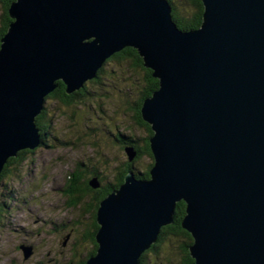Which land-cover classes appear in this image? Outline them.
I'll list each match as a JSON object with an SVG mask.
<instances>
[{"label":"water","instance_id":"95a60500","mask_svg":"<svg viewBox=\"0 0 264 264\" xmlns=\"http://www.w3.org/2000/svg\"><path fill=\"white\" fill-rule=\"evenodd\" d=\"M201 1V27L190 31L167 0H17L9 9L0 174L41 146L36 118L58 82L72 95L126 48L159 81L141 108L153 133L150 178L130 173L100 203L86 264H140L181 202L194 264H264V0Z\"/></svg>","mask_w":264,"mask_h":264},{"label":"rangeland","instance_id":"374dc122","mask_svg":"<svg viewBox=\"0 0 264 264\" xmlns=\"http://www.w3.org/2000/svg\"><path fill=\"white\" fill-rule=\"evenodd\" d=\"M174 5L180 7L181 3ZM3 16L1 2L0 23ZM103 74V81L98 84L87 81L90 82L87 93L68 106L49 102L55 130L51 135L56 140L49 138L47 146L16 164L14 177L0 183V205L4 206L0 220V264H76L87 255V245L79 236L90 224L88 210L92 196L85 197L78 209H71L65 196L76 163L85 159L92 170L99 168L106 184L113 180L116 167L126 160L123 151L106 134V126L112 124L117 134L126 135V128L136 124V135H147L137 124L134 111L122 101L124 97L132 99L127 97L129 93L125 94L129 90L127 82L142 86V70L135 69L132 60L125 58L109 62ZM144 163L143 166H148L152 161L144 159ZM77 220L80 224L70 234L72 222ZM57 222L64 228L55 225ZM20 246L33 247L29 258H25ZM167 257V249H160L156 255L149 254L144 264H169ZM179 259L173 261L178 264Z\"/></svg>","mask_w":264,"mask_h":264},{"label":"trees","instance_id":"16d2710c","mask_svg":"<svg viewBox=\"0 0 264 264\" xmlns=\"http://www.w3.org/2000/svg\"><path fill=\"white\" fill-rule=\"evenodd\" d=\"M17 0H0L2 5H4V16L2 17V22L0 23V46L1 39L7 34L10 23L12 22L9 16V9L12 3ZM172 6V17L174 22L177 24L179 29L183 31L197 30L201 27L202 24V15L204 13V7L201 0H167ZM174 2H180V7L174 5ZM125 58L131 59L133 63V67L135 69L142 70L143 75V84L140 86L138 83H129V90L126 89L127 97H132V99H125L123 105L128 107L130 111H134L135 120L139 127L146 131L145 137H139L136 135L137 130L135 126L126 128V135L116 133L113 128H111L112 124H108L106 128V134L112 137V143L117 145L121 151L125 154V162L121 163L118 167H116L115 172L113 174V180L105 182V175L99 172V168L92 170L91 163L85 159H82L76 163L75 171L73 173V181L70 189L65 190V196L68 199L69 207L71 209H78L80 204L83 203V200L88 195L92 196V204L88 210V214L90 216V224L85 226L86 231L83 232V235L79 236L80 240L83 241L85 245H87V255L81 257L76 264H86L87 260L96 255L98 245L96 242V235L99 229L97 225V211L100 203L113 191L118 190L119 187L124 183L126 176L130 173H133L137 179L148 180L150 178V169L153 166V156L150 150L149 139L152 137L153 133L151 131V127L143 121L141 115V108L146 99L150 98L152 94L159 89V81L152 77V71L146 69L143 65L142 58L138 55V52L133 48H126L123 51L116 53L112 57H110L102 66V68L97 72L96 78L91 80L90 82L99 83L103 81V71L104 67L107 66L109 62L112 60H123ZM86 83L82 89L73 93L72 95L66 94V87L63 83L58 82V87L55 91L49 94L46 97V105L45 109L41 115L36 118V126L40 131L41 136V146L34 150H24L18 152L17 156L14 158H10L5 165L3 171L0 174V183L5 180H10L15 176L16 173V164L18 162L24 161L28 156L37 152L40 148L47 146V143L50 139L56 140L54 135H51L53 126L51 125L52 113H50V106H48L50 101H56L59 105L68 106L71 101H76L81 96L87 93L88 87ZM99 108H97V111ZM55 131V130H54ZM57 136V134H55ZM58 137V136H57ZM50 138V139H49ZM53 138V139H52ZM95 146V144H93ZM126 148H133L136 153V156L133 160H129V156L126 154ZM144 159H149L152 161L150 165L143 164ZM106 171L105 169L103 170ZM94 181L97 183V187H94ZM71 182V181H70ZM1 201V199H0ZM0 220H1V212L3 210L0 205ZM4 207V206H3ZM186 205L184 202L177 204L175 220L172 225L163 227L158 236L157 242L152 245V247L146 251L141 257V263L144 264L146 262V257L149 254L156 255L160 249H167L168 252V262L169 264H177L176 258H180V263L178 264H194V260L190 256L189 247L192 245L193 240L191 235L182 228V221L185 216ZM71 233L74 232V226H79L78 220L72 222ZM59 228L64 227L60 222H57ZM64 225V223H63ZM83 227V225H82ZM171 253V256H170ZM178 254V255H177ZM170 256V257H169ZM175 258V261H173ZM79 259V257H78Z\"/></svg>","mask_w":264,"mask_h":264},{"label":"flooded vegetation","instance_id":"af4514ba","mask_svg":"<svg viewBox=\"0 0 264 264\" xmlns=\"http://www.w3.org/2000/svg\"><path fill=\"white\" fill-rule=\"evenodd\" d=\"M44 147H45V146H44ZM44 147H43V148H44ZM40 149H41V148H40ZM67 204L69 205V202H68V201H67ZM26 245H27V244H26ZM30 247H32V246H30ZM20 248H21V246H20ZM32 248H33V247H32Z\"/></svg>","mask_w":264,"mask_h":264}]
</instances>
